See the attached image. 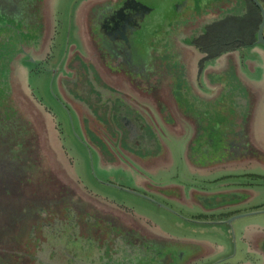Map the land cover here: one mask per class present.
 <instances>
[{"label": "flooded vegetation", "instance_id": "af4514ba", "mask_svg": "<svg viewBox=\"0 0 264 264\" xmlns=\"http://www.w3.org/2000/svg\"><path fill=\"white\" fill-rule=\"evenodd\" d=\"M48 1L49 0H46V3H48ZM127 1L129 4H132L126 5L123 10L124 15H121L119 9L125 0H122V2L121 0H87L80 8L76 9L77 11L75 12H77L76 16L78 19L81 8L87 5V7L83 9L84 13L81 16V23L76 25L81 26L79 32L85 42V50L83 48V54L85 55L80 51L74 52L72 47L69 58L71 59L72 57H75V61L72 60L70 62L69 59V64L66 65L64 69L65 73H63L68 79H63V76H61L57 82L56 89L57 101L62 106L76 105L79 111V114L77 115L80 123L85 122L87 126L92 129L91 133L94 132L93 136L98 143L102 144L100 145V149H106V152L100 151L102 154H105L112 159L110 160L111 162L109 161L110 164L108 166H102L106 170L113 169L118 161L121 162L119 156L120 153H117L116 151L113 153L109 152L107 146L104 145L105 142L103 137L117 141L114 132L120 120V118H118V110L122 108V106L131 107L129 102L133 104L134 101L126 91L129 90L133 95L138 94L137 91L143 92L144 97H141L153 107L156 106V103H161L164 98L169 97L174 105V109L178 113H181L180 109L183 108L190 112V115L186 120L188 124H190L193 119L198 120L194 114H200L202 109L195 108L194 103H192L190 101L191 99L189 100L183 92V94L179 92L177 93L180 96V101H177V99L174 98L175 92H171L167 88V82H169L167 79L169 78H167L166 74H168L169 71L168 65L173 61L170 60L169 57H182L184 61H186L188 59L191 60L193 56L192 51L177 42L176 36H180L181 40H187L189 37H192L190 38L191 42L193 37L196 39L201 35L202 29L200 28L204 24L221 21L223 18L227 17L226 15L230 14V11L232 12L235 10L233 13V16L235 17H243L246 13L244 0H234V4L233 0H223L224 2L228 1L229 4L222 8L219 7V10L216 8L218 5L213 4V0H180V14L184 16L183 19L180 18V26L175 28L173 32L171 31L172 33H169L168 36H165V38L160 41L161 43L155 47L157 48L156 52L158 56L152 54V60L148 62L146 61L147 58H140L137 55V49L139 46L142 43L145 45V40L143 42L141 34L147 25V10L142 0ZM256 1L264 10V0ZM245 3L246 5L248 4V6L251 5V7H254L256 10V15H258V27L260 23V14L258 10L250 0H246ZM49 8L50 5H46L43 9L49 10ZM217 10L220 12L218 13ZM24 17L25 16H22L18 20L13 21V24H6L7 28L4 30L5 33L0 36V66L4 69L12 63L11 61H13L14 57L18 55L24 56V48H28L30 50L29 53H31L33 57L41 56V52L37 54L35 53V46L33 45L39 39L41 40V35L45 34V30L49 29V22L47 19H45L47 21L44 23L38 22V20L33 22L32 19L26 21V18L24 19ZM36 17L37 16H35L34 19H36ZM135 21L139 22L138 25L140 28L129 35V28H135ZM122 32H126V43L121 41ZM262 37L264 39V27L262 30ZM253 42L255 43V36ZM12 46H15L14 53H11V50H9ZM254 48H260L264 52L262 47L253 44L250 48H240L238 50L224 52L221 56L208 63L206 66H213L212 63H214V66L219 67V65L224 63L223 60L225 57L232 54H236L238 62H240L242 61V51L252 50ZM196 54L198 56V61L204 57V55L197 52ZM46 58H44V60ZM158 61L160 62V65L157 67L156 64ZM74 62H77V64L75 65ZM227 63L231 64L232 62L227 60ZM206 66L205 68H208ZM229 67H231L230 69H233V66L230 65ZM236 70L238 71L237 68ZM7 73L8 71L6 70H0V76L4 81L6 80ZM200 73L201 70L197 68L196 76H199ZM17 74L18 72H16V75ZM149 75H153L154 82H156L152 86L148 82ZM250 88L246 86L243 90L237 88L232 93H227V100L222 103L224 106L228 104L229 107L234 108L235 116H237V114L243 116L247 125L252 121L256 108L261 109V106L264 105V102L261 105L262 98H260V94H258L257 91H253V88ZM213 89H215V87H213ZM106 92L109 93V96H107L106 99H103V93ZM113 95H116V99L111 98ZM198 98L199 100L201 99L200 97ZM0 99L2 102V93L0 94ZM262 108V110H264V106ZM201 116L206 118V114H201ZM263 118L264 113H262L261 120L259 119V121H261L260 123H264ZM107 128H110L113 138L111 135L107 134ZM129 131L130 130L127 129L128 133ZM250 135L249 139L252 140ZM246 138L248 139V137ZM194 141L195 137L193 139L192 136L190 142L185 147L184 157H181L187 167H190L192 166L191 164H193L190 157L187 155H190L188 153V147L194 145ZM117 144L118 146L120 145L119 142ZM242 144L243 145H239L237 142L228 145L222 144V146H228V150L221 147L214 157L207 160L205 166L199 164V162L196 161V158L194 159V161L197 162L196 164L200 165L199 167L201 169L208 168V165H212L211 168H214V172L206 177L217 176L214 179L217 185L215 191H212L213 194L205 195L203 189H200L195 193V201L197 202L198 209L197 216L199 217L198 221L195 223L202 226L216 227V229H226L225 231L228 235L226 238L229 240L232 238L233 240L232 245H228V253L226 256L215 261L220 262L223 260L218 264H225L226 262L233 260L234 256L237 255V244L239 251L241 248H244V250L248 249L250 253L260 258V263L257 262V264H264V236L261 235L262 233L259 234L256 232L254 236L250 237V226H240V223L238 225L236 224L237 222L250 217L231 222L230 228L232 229V234L226 226L218 224L220 222H225L234 216L264 210L246 207L259 195L260 190L256 189V186L258 185V181L264 180V168H251V161L254 160L256 162V159L250 155V152L257 155H259V153L254 151L252 142L248 143L245 141ZM241 146H244L243 149L246 152L238 151V149L240 150L242 148ZM204 147L205 146L202 148ZM156 152H154V154L152 153L153 156L150 155V157L137 155V158L139 157L138 160L143 163V167H151L154 165V160L156 161L162 157L160 154L155 155L157 154ZM202 152L203 150L200 149V153ZM129 153L132 157H136L134 153ZM260 155L264 156V153ZM187 160L190 161L187 162ZM260 164V162H256L255 165ZM227 165L234 166V168L231 167L225 169ZM5 166L6 168H11L12 164L6 163ZM262 166L264 165L262 164L261 167ZM199 167L197 168V174L190 173L193 172V169L186 168V170L193 176H200L201 174H199V170L201 169ZM142 170L139 169V171L145 174ZM123 172H125V170L122 171V173ZM133 177L137 178L138 174ZM137 181L138 179H136V182ZM143 186L145 187L146 185ZM87 194L91 196L90 198L92 201H96L100 204L103 203L102 205L105 207L106 204H108L126 215L129 212L106 202L104 199L102 200L99 197L93 196L89 193ZM60 203H62V205ZM60 203H58V205L56 204L57 207L55 206L52 210H45L41 214L43 220L47 216L56 217L59 220L55 227L52 225H50L52 228L49 227V225L45 227L44 236L48 239H52L51 244H53L52 246L54 249H59V247H93L97 250L96 256H91L96 259L95 261H87L79 264H107V252L102 251L103 244L109 241L108 243L110 244L107 245L117 247L118 244L115 240L116 238L122 239V241L128 243L129 246H137L139 250L137 248L132 249L133 253L137 255H140L141 251L146 252L149 250H152L151 255H154V253L158 251L163 253L162 256H164V253H171V255L166 257L164 264H170V262H173L171 264H185L188 257L193 258L192 256H187L189 252L185 245L181 244L178 245L176 249L169 250L170 246L168 244L159 241L158 238L152 236L150 233L144 232V230L137 224L134 225L132 222L125 219L124 217L126 216L123 215L124 217H119L115 213H108L109 210L105 209V207L103 208L101 205L86 202L85 200H73L70 196L61 198ZM208 203L210 205H208ZM31 205L36 206L37 202L36 204L31 203ZM13 210V207L10 206L8 211H5V213H8L9 222H11ZM233 224H236V227H234ZM32 229H34L35 237H37V239L40 238L39 227L35 228L34 225ZM62 231L64 233H62ZM236 232L238 234L237 242L235 237ZM92 240L95 243H93ZM197 243L209 244L205 241H197ZM215 247L219 246L215 245ZM129 248L131 249V247ZM197 249L201 250L200 246H197ZM84 250L88 251V249ZM224 250L225 249L220 246V251L222 253H224ZM119 252L121 254V251H118V253ZM194 257L197 258L198 255ZM73 258L74 257H71V259Z\"/></svg>", "mask_w": 264, "mask_h": 264}, {"label": "rangeland", "instance_id": "374dc122", "mask_svg": "<svg viewBox=\"0 0 264 264\" xmlns=\"http://www.w3.org/2000/svg\"><path fill=\"white\" fill-rule=\"evenodd\" d=\"M86 1L51 0V10L50 8L46 10L43 9L46 5L48 6L46 0H0V24L2 22L13 24V21L22 17V13H27L29 8L31 13L26 17V21L32 19L33 22H36V20L43 23L47 20L49 22V29L45 30V34H42V37L39 36L41 40L39 39L33 45L35 46V53L41 52V56L33 57L29 53L30 50L24 48V56L18 55L14 57L13 61H11L12 63H10L11 65L9 64L12 66L11 70L9 65L6 66V69L0 66V70L8 71L5 81L0 76V94L2 93V102L0 99V217L2 213L8 211L10 206L14 209L12 214L16 213L20 203L22 202V205L25 204V201H23L26 200L23 199L24 196L28 195L33 189H36L40 195L47 193L45 192L46 188L50 189V186L36 183V181L41 179V177L35 178L36 174H34L31 181L24 180V174L27 170L24 169L22 161L16 159L18 155H24L25 152L22 148H27V158L34 159V163L35 161L37 162L36 166L40 167L39 173L41 175L48 174L49 179H58V183L62 186L59 189L60 194L68 195L73 200H85L86 202L101 205L103 208L105 207L102 205L103 203L92 201L91 196L87 194L89 193L102 200L104 199L114 206L129 211L139 221L133 217L131 218L128 214L117 211L111 205L106 204L105 207V209L109 210L108 213H115L119 217L126 216L124 218L129 222H137V225L146 233L152 232L155 236H170L187 241H205L214 246H222L225 249L224 253L218 254L213 259L225 257L228 253V245H232L233 242L232 238L230 240L226 238L228 237L226 229H216V227L202 226L195 223L199 219L197 216V204L196 202L194 203V199H196L195 193L200 189H203L205 194L215 191L217 184L214 179L217 176H193L187 172L181 159L185 143H165L169 156L154 160V165L152 163V166L150 165L153 168L152 175L145 177L148 185L146 184L144 188L142 186L138 187L135 185L136 178L133 177L132 172L122 173L120 169L106 170L102 167L101 164H107L112 159L101 153L102 151L106 152V149H100L102 144L98 143L93 136L94 132L91 133L92 129L85 122L80 123L77 115L79 114L78 107L76 105L62 106L57 101V82L61 76H63V79H68L63 73H65L66 65L69 64V55L72 47L74 52L80 51L82 54L84 53L83 48L85 50V42L79 32L81 26L76 25L81 23V16L84 13L83 9L87 5L81 8L78 19L75 11ZM142 1L148 13V20L146 28L141 34L143 42L145 40V45L142 43L139 46L137 55L140 58H147L148 60L146 59V61L150 62L152 60L151 55H157V48L155 47L161 43L160 41L165 36H168L169 33H172L175 28L180 26L181 19L184 16L180 14V0ZM212 2L214 5H218L216 7L218 10L219 7L226 6L223 0H213ZM218 10L217 12L219 13L220 11ZM35 16H37L36 19H34ZM2 17L5 18L3 19L4 21L1 19ZM5 28H7L6 25L0 26V36L5 33ZM179 40L182 41L181 38ZM46 43L47 48H45ZM14 47L9 48L11 53H14ZM27 56L35 61H40L30 62ZM44 58L46 59L44 60ZM171 58H174L173 62L186 63L182 57ZM72 60L75 61V57H72L70 62ZM74 64L76 65L77 62H74ZM212 64L214 65V63ZM156 65L158 67L160 62L158 61ZM227 65L228 67L230 65L233 66L232 63H227ZM172 66L173 64L170 63L168 65L169 72L168 74L165 73L167 78H169L167 79L169 80L167 88L171 92H173L171 87L174 84ZM230 68H227L226 71L229 77V94L237 88L243 90L246 87L241 83L237 73H235L237 71L236 68L234 66L233 69ZM13 71L15 75L12 73ZM16 72H18L17 75ZM184 85L188 89L189 87L193 88L190 81L188 83L184 82ZM179 88L182 90L181 87ZM103 95V99H106L109 93L106 92ZM191 96L194 97L193 94ZM138 97L141 98L140 96ZM111 98L116 99V95ZM194 98L199 101L198 97ZM190 101L192 102V100ZM139 102L145 103V100L141 98ZM116 130L114 133L118 138L115 137V139H119V146L122 147L123 143L120 135L125 137V134L119 124L116 126ZM107 134H112L110 128H107ZM111 136L113 138V135ZM124 137L122 138L124 139ZM103 139L106 143L104 145L108 147L118 146L116 142L108 141V138L103 137ZM134 154L136 156L150 157L152 152L139 153L140 155L138 153ZM160 155L163 156V154ZM250 155L255 157L256 162L264 165V156L253 154L252 152H250ZM12 157L16 163H11L12 169L6 168L5 164L10 163L6 160ZM199 161L200 164L206 165L207 160L205 158ZM256 162L254 160L251 161V168L254 167ZM38 163L40 164L38 165ZM36 166H34L35 169ZM190 169L192 170L191 167ZM257 183L256 189H259L260 192L258 197L249 204V208L264 209V180ZM110 186L120 190L132 191L136 194L140 193L150 202L110 188ZM157 188H163L164 190L161 192L164 194L161 195ZM209 203L208 205H210ZM130 218L134 220L132 221ZM239 223L240 226L247 225L264 229V214L246 218L236 224L238 225ZM236 224H233V226L236 227ZM262 235L264 236V233ZM235 237L237 242V232ZM236 248L237 255L228 264L260 263V258L250 253L248 249L244 250V248H241L239 251L238 244ZM13 250V247L10 246H0V255L2 257L8 256ZM195 264H209V262L203 260Z\"/></svg>", "mask_w": 264, "mask_h": 264}, {"label": "crops", "instance_id": "0c3cea01", "mask_svg": "<svg viewBox=\"0 0 264 264\" xmlns=\"http://www.w3.org/2000/svg\"><path fill=\"white\" fill-rule=\"evenodd\" d=\"M224 4L227 5L229 2H224ZM232 12L234 13L235 10ZM241 57L242 61L238 62L236 54L229 55L225 57L222 65H219V67L214 65L210 66L207 71H204L199 76H196V71H192V73H188V75L182 72V79H184V82L188 83L190 81L193 86V88L189 87V89L188 87L185 88L183 86V93H185L189 100H192L195 108L197 107L198 109H202L201 113L198 115L193 113L198 119H193L190 122L193 127L186 121L190 112L183 108L180 109L181 113H178L174 109V105L169 97L164 98L161 103L158 102L156 103V106L153 107L147 101L145 103L139 102L141 101V98L144 97L143 92L136 90L138 94L133 95L129 90L126 91V93L130 95L134 101L133 104L129 102L131 107L122 106V108L119 109L120 112H118V116L120 118L119 126L125 134V137L120 135L121 142L123 143L122 147H120L122 154L124 152L139 154L145 152L147 153V151L148 153L152 152L153 154L156 151V153H159L160 151L159 147H157V143L160 137L166 139L167 141L169 140L170 142L185 143L184 150L181 155V157H184L185 147L188 145L193 136V139L195 137L194 145H190L188 147V153L190 155L187 156L190 157V160L193 163L190 167L196 174L198 171L197 168L200 166L196 163L199 162L200 164L199 160L202 158L210 160L217 152H219L221 147L228 150V146L225 147L224 145L222 146V144L228 145L230 143L237 142V144L243 145L242 143L245 141L248 143L252 142L254 151L256 153L263 154L264 125L263 123H260L261 121H259V119L262 117V113H264V110H262V107L264 106L262 105L264 102V52L260 48H254L252 50L242 51ZM196 59H198V56L193 52V56L191 58L192 62H195ZM227 60H230L234 68L236 67L238 69L236 73L241 83L249 88L251 87L250 89L253 88L252 90L257 91L258 94H260V98H262L261 109L256 108L253 114V119L248 125L246 124L243 116L238 114L235 116L234 108L229 107L228 104L225 106L222 104L225 100H227V93L230 92V87L228 85L229 77L226 74L228 68ZM148 82L151 86L156 83L154 82L153 75H149ZM213 87H215V89H213ZM175 88L176 89L172 88V91L175 92L174 98L177 99V101H180V96L177 93H182V91L178 87ZM191 94H193L194 97H200L201 99L197 101L191 96ZM139 95L140 97H143L139 98ZM201 114H206V118H203ZM154 118H156V123ZM156 124L159 127V133L155 132L154 127L157 126ZM127 129L130 130L129 133L127 132ZM249 135L252 140L249 139ZM245 136L248 137V139ZM122 137H124V139ZM203 146L205 147L202 148ZM241 147L242 148L240 150L238 149V151L246 152L243 149L244 146ZM200 149L203 150L202 153H200ZM195 158L197 162L194 161ZM107 164L103 163L101 165L108 166ZM115 165L116 168L120 167L122 170H125L124 164L116 163ZM208 166L210 167H208L209 169H201L199 167L201 169L199 170V174L211 175V173L214 172V168H211L212 165ZM190 167L184 168L189 169ZM231 167L234 168V166L227 165L225 169H229ZM252 168H264V166L261 167L260 164L254 165ZM166 238L172 237L169 236ZM182 240L187 241L184 239ZM193 260H195V257H188L185 264H189Z\"/></svg>", "mask_w": 264, "mask_h": 264}, {"label": "water", "instance_id": "95a60500", "mask_svg": "<svg viewBox=\"0 0 264 264\" xmlns=\"http://www.w3.org/2000/svg\"><path fill=\"white\" fill-rule=\"evenodd\" d=\"M113 1H115V0H113ZM121 2H122V0H121ZM250 2L255 6V8L258 10V12L260 14V23H259V26L257 27L254 45L255 46H260V47H262L264 49V39L262 37V30H263V27H264V10L262 9L261 5L256 0H250ZM130 4H132V3H130ZM130 4H129V2L127 0H125V2L120 6L119 12H121V15H124L123 10L126 7V5H130ZM48 5H50V7H51V0L48 1ZM236 5H237V2H236ZM50 10H51V8H50ZM229 13L230 14H228L226 16H233L234 15L233 12H231V11ZM135 22H136L135 23V28H129V33H128L129 35L131 33L136 32L140 28L139 25H138L139 22H137V21H135ZM209 24H211V23L204 24L200 29L203 30V28L205 26L209 25ZM176 31H175V33H176ZM121 37H122L121 41L126 43V41H127L126 32H122ZM180 38H181L180 36H176L177 42H179L180 45L188 48L190 51H192V52H194L196 54V51H194V49L192 48V46L190 44L191 43L190 39H188V41L185 42L186 40L180 41L179 40ZM194 38L195 37H193V39ZM45 48H47V43L45 45ZM27 58H28V60L30 62H38V61H40V60L35 61L29 56H27ZM169 59L170 60H174V58H170V57H169ZM185 62L188 63V65H186V63H179V61H177V62L171 61V63L173 64L172 70H173V73H174V76L172 77L174 84L171 87V89L172 88L176 89L175 87H178V88L181 87L182 88L183 86H185L184 82H183L184 79H182V77H183L182 76V72H184L186 75H188V73L191 74L192 71H196V73H197L198 59H196L195 62H192V60H189V59L186 60ZM10 65H9V69L11 70L12 66H10ZM186 66H188V67H186ZM209 66L210 65H208L206 67H209ZM207 70H208V68L204 67L203 70H201L200 74H202L204 71H207ZM12 73H14V71ZM14 75H15V73H14ZM40 108L42 109V107H40ZM155 119L156 118H154V121L156 123L157 121ZM154 129H155L156 133H159L158 125L156 127H154ZM116 138H118V137L116 136ZM108 141H111V140L108 139ZM112 141L116 142V144L118 142L120 143L119 139H117V141H115V140H112ZM167 142H170V141L169 140L167 141L166 139H163V138L159 137L158 143H157V147H159V151L160 152L157 153L156 155L163 154L164 157L162 156V158H167V156H169V152H168V150H167V148L165 146V143H167ZM107 150L109 152H111V153H113L115 151L117 153H120L119 156L121 158V162L118 161V160L117 161L120 164H124L125 172H123V173L132 172L133 176L138 174V177L136 178V179H138V181L137 182L135 181L136 182V184H135L136 186H138V187L142 186L144 188L143 185H146V184L148 185V181H147V179H145V177L152 175L151 172L153 171V168L148 167V166H145L147 168L143 167V163L140 160H138L139 157L138 158H137V156L136 157H132V155H130L129 152H124L122 154L120 146H118V147H115L114 145L112 147L111 146H109V147L107 146ZM182 161L184 162V160H182ZM184 167H187V166H185V162H184ZM113 168H115L116 170H118V169L122 170V168H120V167H118V168L113 167ZM139 169L140 170L143 169L142 171H144L145 174H143L141 171H139ZM122 171H124V170H122ZM190 173L191 174L192 173L196 174L194 171L190 172ZM106 186H108V185H106ZM110 188H114L116 190L125 192L127 194L134 195V196H136V197H138V198H140L142 200L150 202V201H148L146 199V197H144V195H142L140 193L136 194V193H134L132 191L123 190V189L120 190V189L112 187V186H110ZM157 189H159V193L161 195L164 194L163 192H161V191L164 190L163 188H157ZM206 194H213V192H209V193H206ZM195 200L196 199H194V203L196 202ZM191 202H193V201H191ZM196 204H197V202H196ZM246 207H249V205H247ZM197 211H198V209H197ZM263 214H264V210L260 211V212H254V213H249V214H245V215L234 216V217L230 218L229 220H227L225 222H220L218 224H222V225L226 226L230 230V233L232 234V229L230 228V223L231 222L240 220V219L245 218V217H252V216L263 215ZM128 215H130L131 218L135 217V216L131 215L130 212H128ZM134 219H131V220L133 221ZM135 220L139 221V219H135ZM58 221L59 220L56 217L47 216V217L44 218V220L41 219V222H43V223H41L40 221L36 222L35 228L39 227V232H40V238H38V239L34 235V229H32L30 231L29 240L31 241V245H30L29 250L31 251L32 256H33V258L35 260L34 264H79V263H85L87 261H95L96 259L92 258V257L96 256L97 250L94 249L93 247H91V248L90 247H87V248H83V247H75V248L66 247V248H62V247H59V249L58 248H55V249L53 248V246H52L53 244H51L52 239H48L46 236H44V229H45V227L47 225H49V227H51V228H52V226L55 227V225H57ZM132 223L134 225L137 224V222H134V221ZM50 225H52V226H50ZM249 231H250L249 232L250 237L254 236L256 234V232L259 233V234L260 233H262V234L264 233V229L259 228V227H255V226H250ZM62 233H64V232L62 231ZM150 234L152 236L158 238L159 241H162V242H165L166 244H168L170 246L169 250L176 249L178 247V245L182 244V245L186 246V249L189 252L187 254V256L194 257V256L198 255V257L195 258V260H193L189 264H195L197 262H202L203 260L205 262H209V264H213V263L214 264H218V263L223 261V260H221L220 262H215V261H217V259H213L218 254H220V255L222 254V252L220 251V247H215L213 244H205V243L198 244L197 241H195V242L194 241H183V240H178V239H173V238H166L164 236L161 237L162 235L161 236H155L154 234H152V232H150ZM66 237H67V235H66ZM66 240H67V238H66ZM115 240H116V242L118 244L117 247H114V246H111V245H107V244H110V243H108L109 241H107V243L103 244V247H102L103 250L102 251L103 252H107V261H108L107 264H164V261H165L166 257L171 255V253L170 254H167V253L165 254L164 253V256H162L163 253L160 252V251L154 253V255L153 254L151 255L152 250H149V251H146V252H142L141 251V254L137 255V254L133 253V251H132V249H134V248L138 249L137 246H135V245L134 246H129L128 243L122 241V239H120V238H116ZM92 242L95 243L93 240H92ZM197 246H200L201 250H198ZM129 247H131V249ZM84 249H88V251H85ZM165 250H167V249H165ZM118 251H121V254H120V252L118 253ZM71 257H74V258L71 259ZM171 263H173V262H170V264ZM228 263L229 262H226L225 264H228Z\"/></svg>", "mask_w": 264, "mask_h": 264}, {"label": "trees", "instance_id": "16d2710c", "mask_svg": "<svg viewBox=\"0 0 264 264\" xmlns=\"http://www.w3.org/2000/svg\"><path fill=\"white\" fill-rule=\"evenodd\" d=\"M245 2L246 0H244L246 13L243 17L227 16L221 21L211 23L203 28L200 36L191 41L190 44L194 51L204 55L197 63L199 70H202L208 63L221 56L224 52L253 46L258 24V15H256L254 7H251V5L248 6V4L246 5ZM29 9H27V13H22V16H25L24 19L31 13ZM1 19L3 20L5 18L2 17ZM6 24L2 22L0 26ZM22 149H24V155H18L16 160L22 161L24 169L27 170L24 174V180L31 181L34 174H36L35 178L41 177L36 183L50 186V189L48 188V190L46 188L45 192L47 193L41 195L36 189H33L28 195L24 196V199H26L25 204L22 205V202L20 203L17 212L11 216V222L8 221V213H2L0 217V246H10L14 250L8 256L4 254L5 256L3 255L4 257H2L0 255V264H34L35 260L29 250L31 245V241L29 240L30 230L36 222L41 221V214L45 210H52L56 204L58 205L60 203L61 198L68 196L60 194L59 189L62 186L58 183V179H49L48 174L41 175L39 173L40 167L36 166L37 162L35 161L34 163V159L27 158L26 153L28 149ZM15 152L17 153V151ZM6 161L10 163L14 162L13 157L8 158ZM34 166H36V169ZM36 202V206L31 205V203L36 204ZM60 204L62 205V203Z\"/></svg>", "mask_w": 264, "mask_h": 264}]
</instances>
